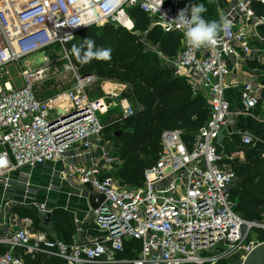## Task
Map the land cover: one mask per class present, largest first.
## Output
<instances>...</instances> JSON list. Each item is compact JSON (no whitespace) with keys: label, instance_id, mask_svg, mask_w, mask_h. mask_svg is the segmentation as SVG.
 <instances>
[{"label":"built area","instance_id":"built-area-1","mask_svg":"<svg viewBox=\"0 0 264 264\" xmlns=\"http://www.w3.org/2000/svg\"><path fill=\"white\" fill-rule=\"evenodd\" d=\"M182 2L122 0L112 6L107 0H0V188L10 191L24 184L26 190L32 189L30 175L19 173L22 168L52 164L49 168L54 169L61 163L64 179L76 175L81 184L91 182L106 197L86 213L85 237L70 243L49 237L34 227L31 218L13 215L0 205V245L7 246L0 264H24L18 249L30 255H57L67 264H218L220 260L243 264L264 242V215L249 220L235 211L231 189L236 172L222 162L215 144L220 130L231 124L228 88L240 86L247 110L261 102L254 83L230 79L229 61L236 66L253 58L256 50L250 42L260 38L257 28L264 23V14L257 13L254 3L264 0H231L225 13L231 29L220 33L216 46L200 49L187 45L185 29L178 26L179 11L185 9ZM130 7H139L165 32L181 35V49L174 57L159 54L175 76L185 78L195 93L206 98L210 109L206 122L189 140L182 129L163 132L158 159L135 185L114 174L122 160L98 117L110 103L87 92L96 77L82 75L74 86L40 95L38 83L55 60L45 57L39 66L27 60L58 44L65 48L87 26L112 21L132 30ZM66 54L69 58L68 50ZM14 62L22 78L19 87L8 69ZM134 113L135 107L127 103L120 119ZM242 142L255 145L249 134ZM89 227L96 235L88 233ZM132 240L139 245L132 249L134 255H119Z\"/></svg>","mask_w":264,"mask_h":264},{"label":"trees","instance_id":"trees-1","mask_svg":"<svg viewBox=\"0 0 264 264\" xmlns=\"http://www.w3.org/2000/svg\"><path fill=\"white\" fill-rule=\"evenodd\" d=\"M129 14L134 20V28L129 30L116 22L103 25L87 26L78 31L68 46L80 50L81 57L87 51L86 40L95 42L93 50L110 49V60L92 59L87 64L80 63L74 55V62L80 66L82 74H92L98 79H113L133 86L135 113L131 116L112 121L105 125L106 136H111L117 129L122 132L115 136L116 154L122 160L117 165L115 175L126 184H140L145 171L159 157L162 134L165 130L182 129L186 140L206 122L209 106L206 98L194 93L188 81L174 75L168 62L160 59L159 51L174 57L181 49V35L176 31L165 32L139 7H130ZM239 139V135H234ZM264 145L245 148V162L239 159L222 158V162L232 164L236 172V182L231 189L235 202V211L243 218L261 220L264 215ZM219 153L231 152L233 147L223 143L217 146ZM222 154V153H221ZM263 205L262 209H258ZM32 208L17 207L22 215L35 218L38 214ZM53 223L65 242H72L76 233L75 215L72 211L55 208ZM87 228V226H85ZM91 233L94 229L88 228ZM137 241L126 243L127 251L119 255L132 257L133 248H138ZM24 264H67L57 255L38 253L25 254L21 251ZM97 264V263H93ZM218 264L229 263L220 260Z\"/></svg>","mask_w":264,"mask_h":264},{"label":"crops","instance_id":"crops-1","mask_svg":"<svg viewBox=\"0 0 264 264\" xmlns=\"http://www.w3.org/2000/svg\"><path fill=\"white\" fill-rule=\"evenodd\" d=\"M231 0H183L181 3L184 8L189 7L191 4H204L207 8V11L202 15L209 21L211 20H219L221 17H225L226 9L230 5ZM254 7L257 10L258 14H264V4L261 2H255ZM190 10V8H189ZM134 21V20H133ZM257 34L260 38L251 40L250 44L251 47L254 48L256 51L254 52L253 58H249L244 64H236L232 61H229L230 65H233L232 73L230 79L233 81H249L254 83L256 86L259 87L261 93V102L257 104L255 107L250 108L249 110L245 109L242 100H241V91L240 86H232L226 90L225 97L230 102L231 107V124L226 127L227 136L221 141L220 144L227 143L230 144L233 149L231 152L222 151L223 158H230V159H239L242 162H245V148L246 147H254L257 143H262L264 145V23L259 25L257 28ZM181 44V43H180ZM163 53V52H162ZM164 54V53H163ZM160 56L161 61H165L164 57H170L164 54V57ZM240 60V59H239ZM109 85V86H108ZM101 91L102 96L109 99V109H117L119 111V116L121 117L123 112V106L125 104H131L134 106V98H133V86L123 81L113 80V79H102L101 81ZM195 93V92H194ZM130 94V98L126 95ZM130 100L133 102L130 103ZM135 107V106H134ZM109 111V110H108ZM118 130V129H117ZM116 131V130H115ZM244 134H249L253 136L255 145H247L242 142V137ZM234 135H239L240 138L237 140L234 138ZM112 142H113V138ZM114 143V142H113ZM219 144V145H220ZM115 145V143H114ZM264 151V146L261 148V155ZM263 156V155H262ZM228 163L232 166L231 163ZM52 164H49L43 167L42 174L48 175L52 178L49 184H43L37 178L38 175L36 173H27V168H22L19 173L22 177H27L30 175V181L32 183L33 188L26 190L24 184H19L18 187L24 188V190L16 191V194L21 196L23 199L26 200V205H13L15 209H10L9 213L13 215H19L21 218L29 217L30 215H21L19 211H17V207H24L25 209L29 208V206L33 205L38 208V217L39 221L37 225H34L36 229L46 231L48 236L52 237L51 228H55L53 221L47 225H45L40 218V211H50L53 213L54 209L51 208L52 199H48L49 194L54 190V183L56 177L59 178L62 182H69L68 184H73V188H69V190H62L60 196H67L68 199L66 202L71 203L74 202L73 197L78 194L77 197L80 196L81 205L80 210L84 213L82 214L78 210H75L73 206H71L69 211L75 212L76 215V233L73 236L74 239L83 236L84 233H87L84 227V222L86 217V213H88L91 206L89 205L87 196L85 195L84 190L86 192L87 188L85 185L81 184L80 178L76 175H72L69 179H64L62 175V167L61 163H56L55 168H49ZM233 168V167H232ZM52 169V170H51ZM115 174V172H114ZM56 176V177H54ZM74 182L78 183V185H74ZM57 183V182H56ZM53 185L50 190H47L49 186ZM75 186V188H74ZM59 191V190H58ZM81 191V192H80ZM82 193V194H81ZM10 195L9 190L3 191L0 188V205L7 209L6 199L7 196ZM82 195V197H81ZM73 196V197H69ZM39 204L41 205L39 207ZM74 205V204H70ZM76 205V203H75ZM73 207V208H72ZM263 205H259L258 209H262ZM77 211V212H76ZM239 214V213H238ZM33 218V217H32ZM31 218V219H32ZM33 220V219H32ZM89 233V232H88ZM7 246L4 244L0 245V256L6 251ZM22 250H16L17 255H21ZM23 258V257H22Z\"/></svg>","mask_w":264,"mask_h":264},{"label":"rangeland","instance_id":"rangeland-1","mask_svg":"<svg viewBox=\"0 0 264 264\" xmlns=\"http://www.w3.org/2000/svg\"><path fill=\"white\" fill-rule=\"evenodd\" d=\"M100 25H102V24H98L96 26H100ZM66 50H68V52L70 54L69 58L67 57ZM48 56H50L51 58H54L55 61L51 65V67L46 71V78L43 81H40L38 83L37 89H38V93L40 95H51L60 89H64V88L74 86L76 84V82L78 81V79L82 75H86V74L81 73L80 66L74 62V53H73V50L68 46V44L65 46V48H64V46L58 44L54 48H51V49L47 50L46 52H43V53L41 51L37 52L36 54L28 56L27 60H28V62L32 63L33 65L39 66L42 64L43 59L45 57H48ZM25 60H26V58H25ZM17 66H18L17 63L14 62V63L9 64L8 69L10 71V75L14 77V79L12 81L13 84L16 85L17 87H19L22 85V78L20 75L18 76L19 71H18ZM77 66L79 67V70L75 71L74 68ZM101 81H102V79H98L96 77V79L92 80L91 83L88 85L87 92L91 98H96V97L102 96ZM126 96L128 97V99H131L130 94L126 95ZM107 102L109 103V99H107ZM130 103L133 104V102L131 100H130ZM119 113L120 112L117 111V109H115V110L109 109V111H105L102 113L98 112V117L104 125H107V124L111 123L112 121L119 120L120 119ZM114 132L109 137L114 139L115 138ZM113 142L115 143V140H113ZM42 168L43 167H37L33 170H28L27 173H31V174L36 173L35 175H38L37 178L39 179V181L40 182L42 181L41 183L48 185L49 182L52 180V178L48 175L42 174V172H43ZM114 172H116V171L114 170ZM54 177H56V176H54ZM54 180H55V183H54L55 188L48 196V199H52L51 208L52 209L62 208V209L69 210L68 208L73 206L75 208V210H78L79 212L84 214L80 210V208H81L80 207V205H81L80 199L81 198H80V196L77 197L78 194L76 195V193H74V195H75L74 197L69 196V197H73V200H74V202H71V203L66 202L68 200L66 198L67 196H65V197L60 196V193H62L61 192L62 190H67V189L69 190V188H73V184H68L69 182L68 183L62 182L59 180L58 177H56V179H54ZM74 185H78V183L74 182ZM74 188H75V186H74ZM21 190H24V188L12 186V190L9 191L10 195H8L7 199H6L8 212L12 208L15 209V207L13 205L26 204L25 203L26 200L23 199L24 197L22 198L21 196L16 194V191H21ZM83 193H85V195H87V192L85 190ZM81 197H82V195H81ZM75 203H76V205H75ZM70 204H74V205H70ZM78 204H80L79 205L80 208L77 206ZM40 206L41 205L39 204V207ZM22 208H24V207H22ZM29 208H32L31 212L33 215L38 213L37 207L30 205ZM74 214H76V213L74 212ZM32 219H33V224L37 225L35 218H32ZM51 233H52L53 238L65 240V237L61 236L59 234V232L56 230V228H54V229L51 228ZM90 234L96 235V231L93 230ZM82 237L84 238L85 235H83ZM230 262L233 263L232 260Z\"/></svg>","mask_w":264,"mask_h":264},{"label":"clouds","instance_id":"clouds-1","mask_svg":"<svg viewBox=\"0 0 264 264\" xmlns=\"http://www.w3.org/2000/svg\"><path fill=\"white\" fill-rule=\"evenodd\" d=\"M122 0H107V3L112 6H118ZM190 8V15L188 14ZM207 11L204 4H191L189 7L179 11L178 26L185 29L184 36L189 47L200 49L202 47L216 46L220 33L227 32L232 27V22L226 17H221L219 20H207L202 14ZM87 51L81 57L80 50L73 46V53L76 59L82 63L87 64L92 59L110 60V49L93 50L95 42L93 40H86Z\"/></svg>","mask_w":264,"mask_h":264},{"label":"water","instance_id":"water-1","mask_svg":"<svg viewBox=\"0 0 264 264\" xmlns=\"http://www.w3.org/2000/svg\"><path fill=\"white\" fill-rule=\"evenodd\" d=\"M92 75V74H87ZM61 113H65L63 110H60ZM122 132L121 129H118L114 132L115 136L118 137ZM227 136L226 128H222L215 138V144L219 145L221 141ZM87 188V199L89 205L92 209H96L99 205L103 204L106 197L104 194H101L95 190L91 182H86ZM109 203V201H107ZM41 221L47 225L53 221L52 212L41 210L40 213ZM243 264H264V242L257 245L254 250L247 256Z\"/></svg>","mask_w":264,"mask_h":264},{"label":"bare ground","instance_id":"bare-ground-1","mask_svg":"<svg viewBox=\"0 0 264 264\" xmlns=\"http://www.w3.org/2000/svg\"><path fill=\"white\" fill-rule=\"evenodd\" d=\"M19 76V75H18Z\"/></svg>","mask_w":264,"mask_h":264}]
</instances>
